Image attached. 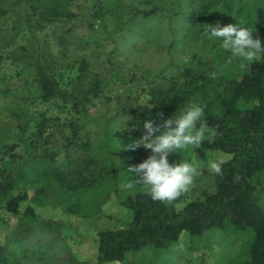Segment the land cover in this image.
Segmentation results:
<instances>
[{
  "label": "trees",
  "instance_id": "trees-1",
  "mask_svg": "<svg viewBox=\"0 0 264 264\" xmlns=\"http://www.w3.org/2000/svg\"><path fill=\"white\" fill-rule=\"evenodd\" d=\"M29 1L37 4L28 6ZM71 1L14 0L22 13L20 26L29 29L35 43L31 47L22 45L9 60L1 52L12 47V37L0 40V72L10 62L17 75L29 74L33 82L28 95L12 92L17 101L5 107L14 122L13 131L0 128V208L16 221L5 239L0 238V264L43 262L57 251L62 236L60 222L42 218L32 206L24 212L20 210L29 196L12 193L18 181L42 182L45 187L37 186L35 198H41L45 190L67 195V201L73 198L66 207L69 212L76 205L81 212L78 203L82 194L106 188L93 205L99 208L110 191L120 195L123 178L154 163V150L143 139L158 140L161 129L176 120L181 104L191 99L197 112L194 145L212 155L225 154L227 159H214L212 183L183 206H178L179 192L167 175L128 193L121 203L130 212V219L124 227L98 231L95 264H131V253L171 250L182 235L203 241L213 231L230 230L243 238L230 264H264V0H142L147 8L136 7L139 0H118L117 6L129 8L128 21L165 23L166 34L174 33L173 27H168L172 21L184 17L202 35L216 34L223 26L238 22L242 26L231 27V36L246 31L249 47L257 58L225 74L214 67L184 66L177 75L161 74L160 83L153 79L160 78L159 72L148 70L145 76L152 84L146 90L148 104L124 103L104 116L94 114L92 106L96 99L105 105L112 101L113 97L105 93L108 78L86 84L89 62L83 58L76 79L63 84L47 64L29 15V11L35 14L37 10L35 22L39 26L71 24L63 42L74 30L76 13L67 7ZM88 1L94 7V20L104 18L113 8L106 7L104 0ZM218 4L227 13L226 21L216 24L210 15ZM0 10L6 12L1 7ZM95 30V21H88V36L81 42L104 48L107 38L97 36ZM126 39L131 41V35ZM111 71L118 75L112 63ZM5 76L0 74V82H6ZM119 78L125 83L124 77ZM7 95V88L0 84V100ZM40 104L57 107L65 117L49 115L48 109H34ZM123 117L133 127L113 131L112 121ZM94 124L100 131L93 129ZM53 127L55 131L50 132ZM59 134L63 136L62 143L60 137L52 141Z\"/></svg>",
  "mask_w": 264,
  "mask_h": 264
},
{
  "label": "rangeland",
  "instance_id": "rangeland-1",
  "mask_svg": "<svg viewBox=\"0 0 264 264\" xmlns=\"http://www.w3.org/2000/svg\"><path fill=\"white\" fill-rule=\"evenodd\" d=\"M135 1L137 0H126V3ZM139 1L136 7H148V4ZM90 2L92 3L88 0H72L68 4V9L76 13V16L72 23L74 30L63 42H61L62 37L71 24L43 23L39 26L35 22L39 17L37 10L35 9V14L29 11V15L38 32L42 50L45 51L47 64L54 69L55 76L60 78L63 84L76 79L83 58L88 59L89 62L86 84L96 78H108L110 82L105 93L113 99L108 105L100 99L95 100L92 112L98 116L112 113L124 103L135 104L138 101L143 105L148 104L149 95L146 90L152 87V84L147 83L149 79L145 76L148 70L159 72L157 75H160V78L153 75L151 78L154 77V81L159 79L158 83H160L163 82L161 74L168 75L172 72L177 75L175 73H179L184 66H191L194 69L214 67L219 73L225 74L257 58L249 47L246 31L240 30L238 36H231V27L241 28L242 25H238V22L223 26L216 34L202 35L196 26L189 22V18L184 17L172 21L173 23H170L172 25L168 27H173L174 33L166 34L165 23L160 22L155 25L153 20L146 19L128 21L129 8L122 4L117 6L118 0H104L106 7L113 8L108 9L104 18L94 20L92 16L94 7L89 6ZM31 4L37 3L29 1L28 6ZM0 7L6 11L0 12V40L5 36L12 37L14 43L12 47H7L1 53L11 60L13 51H20L22 45L30 44L31 47L35 42L34 38H31L29 29L20 26L22 13L19 6L14 5V0H0ZM223 8L222 4H218L210 15L217 20L216 24L226 21L227 10ZM88 21H95L97 36L107 38L104 48L85 46L81 42L88 36ZM127 35H131V41L126 39ZM160 41L162 44H159ZM111 63L118 75L111 71ZM1 73L6 75V82L0 84L7 88L8 97L0 100V128L5 126L9 131H13L15 125L5 107L10 106L14 100L17 101L11 96L12 92L19 96L28 95L33 82L29 74L17 75L14 64L10 62L2 68ZM119 77H124L125 83ZM34 109L37 111L48 109L49 115L65 117V114H61L55 106L40 104ZM196 117L194 100H187L181 104L177 118L171 126L161 129L158 140L152 141L145 137L144 142L154 150V163L123 178L120 195L110 191L99 208L93 205L100 200L106 188L86 195L82 194L78 203L81 212L76 210L77 205L74 211L69 212L66 207L73 198L69 197L67 201V195L49 190H45L41 198H35L37 186L45 187L44 184L33 183L30 180L18 181L12 193H27L29 196L21 204L20 210L24 212L28 206H32L42 218L60 222L62 228L57 251L54 250L51 256L47 255L43 262L29 264H95L98 231L124 227L130 219V212L122 205L121 200L140 185L151 183L154 179L162 178L163 175L172 179L179 192L178 206H183L190 198L200 195L201 190L212 183L210 169L214 159H227L228 156L222 153L212 155L194 145ZM129 121L128 118L123 117L112 121L110 127L113 131L129 129L133 127L129 125ZM93 129L100 131V127L96 124L93 125ZM52 130L55 131L54 127L50 132ZM59 137L62 143L61 134L52 137V141ZM11 218V214L6 209L0 208L1 240L5 239L4 235L16 222ZM242 240L243 238L238 237L232 230L213 231L203 241L200 238L191 240L190 236L185 234L171 250L162 253H156L151 249L137 251L131 253L133 255L130 257V262L131 264H230Z\"/></svg>",
  "mask_w": 264,
  "mask_h": 264
}]
</instances>
